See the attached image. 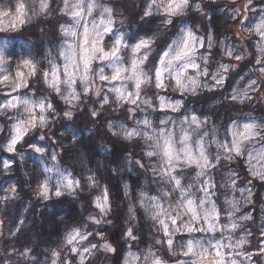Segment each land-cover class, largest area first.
Segmentation results:
<instances>
[{
  "label": "rangeland",
  "instance_id": "obj_1",
  "mask_svg": "<svg viewBox=\"0 0 264 264\" xmlns=\"http://www.w3.org/2000/svg\"><path fill=\"white\" fill-rule=\"evenodd\" d=\"M48 2L49 8L41 12V0H0V28L4 29L3 32H0V43L15 44V55L7 57L8 64L5 65L13 76L16 65L23 59H33L36 61V57L40 56V53L33 52V44L36 50H40L41 47L39 45L42 44V41H46L48 44L47 46L42 44L45 47L44 62L36 61L42 71H47L50 68L49 60L53 59L62 47H66L67 43L75 42V38L63 37L61 34V26H67L69 20V17L60 11L63 7V0H48ZM246 2L247 0H216V2H212V0H190V5L184 14L168 17L173 21L168 25L163 23L165 14L162 8L157 9L153 7L149 16L144 15L145 9L152 4V0H96L97 8L94 9L93 14L85 16L89 27H91L93 21L99 23L103 18L101 13L104 7L113 9L114 23L112 31L103 36V43L106 47H111L112 40L120 33H123L127 42L130 43H134L135 39L140 37L147 38L139 31L140 24L144 20L143 18L153 21L152 28L154 30L166 34L164 38L167 40L160 44L164 48L163 51L168 50L167 45L177 38L181 29L192 30L198 39L203 41V47L199 43L196 44V53L192 57L194 62L200 65L199 72L201 74L195 75L194 70H187L188 75L195 76L198 81L199 86L195 92L188 91L181 93L175 87L174 82L170 81L167 73L164 77L166 87L156 89L153 83L145 86L143 90V98L151 100L154 105L156 104V97L158 95L163 96L169 102L182 101V108L179 113H172L170 111L167 113L160 112L158 109L153 110V108H149L144 104H140L134 112H129L128 109L132 106L125 105L122 102L117 104L115 97L108 92V88L112 85L105 84L101 86L100 82L94 79V72L93 79L97 88L100 89L99 95L94 93L84 95L81 86L77 84L76 91L80 93L81 99L73 102L75 106L71 108L65 103L61 95L53 92L45 84L40 75L31 77L28 87L22 88L17 92H13L11 87L7 85H0V103H4L12 96H19L21 98L35 99L44 97L54 104L50 96L52 95L55 97V102L60 105L62 111L70 110L74 117L78 113L82 115L88 113L93 120L99 119L98 126L100 128V125H102L105 133L102 129L99 130L104 135V138L109 142L111 140L122 142L121 151L124 152V159H128V163L124 162L128 168L125 171L120 170L121 178H124L123 176L130 171L129 160L132 159L131 150H137L139 158L134 159V161L139 160L143 164V167L138 165L140 169L138 172H140L141 179L143 180L142 185L138 186L137 184L131 187L128 180L120 179L123 188L120 189L123 192V197L127 199L128 208L132 207L133 209L131 220L136 219L135 215L137 212L149 214L141 207V193H144L146 197L160 196L162 192H172L173 185L167 181V178L162 179L160 176L154 174L152 169L154 167L159 169L160 161L156 158L149 159L144 156V153L149 149L142 139L136 138L133 141H126L122 138L114 137L111 131H109L108 125L112 124L114 128L121 124L126 127H137L136 122L138 120L147 118L153 121L154 126L157 128L164 127L166 131L173 132L175 134L174 138L177 140L181 135V127L188 129L192 137L190 143L193 145L197 139L203 137L204 146L215 167L206 169L205 175L195 179V172L199 171V169H196L194 166L181 167L176 170L179 173V179H181L184 185H192L190 192L193 199L203 195L199 191L203 186L202 182H207L213 186L211 187L210 198L216 203L218 209H223L221 223L228 225L230 223L229 213H233L231 221L237 223L239 227L235 231L226 227L216 232L194 233L191 235L197 239L204 238L205 243L211 238L213 243L216 240H220L222 244L230 243L232 245H235L237 241L243 238L245 241L243 245L224 249L225 253H231V258L235 259L237 264H264V252H262L264 250V181L255 179L251 175L252 169L262 170V165H264V161H261L258 156V153L264 150V127L257 128V132L262 133V135L244 142L242 145L243 154L239 157H234L230 160L225 159V153L216 146L217 143L230 144L232 136L229 129H239L245 123H251L250 117L255 118L257 125H264V81L259 79L256 71L259 66L255 64L256 58L264 56V53L258 52V49L264 48V38H261L255 31H246V29H254V26L264 18V0H250L248 8L245 10L244 5ZM18 3L25 5V23L20 25L17 22L16 28L12 29L10 24L13 18L18 15L16 13ZM193 4L199 5V12L192 9ZM235 9H239L240 11L236 12L234 11ZM4 13H7V15H4ZM134 17H136L137 22L134 20ZM240 21L243 23L241 24ZM7 37H17V39L9 41ZM160 38L154 36L155 40L153 41L151 50H144L148 51L149 56L145 64V70L152 69L158 63V58L162 52L157 59L154 56L157 55L158 49L156 41ZM227 49H233L234 55H243L245 59L236 61L234 58H229L226 55ZM42 52L43 48L41 49ZM205 57L207 58L206 60ZM124 58H128L127 51L124 52ZM55 62L60 65L64 63L62 59H57ZM221 64H229L231 67L229 72L224 73V83L217 86L213 76L220 70L219 66ZM92 67L94 70L98 69L100 62L93 61ZM108 71V69H105L106 74ZM204 72H207L208 75H203ZM252 79H256L257 83L253 89H249L246 86ZM114 83L116 86H119V82ZM189 88H191V85H189ZM62 91L64 96H67L70 92L67 88H63ZM243 93H247V98L242 95ZM105 95L110 96V102L107 105H102V99ZM233 95H237L236 100L232 99ZM210 105L219 106V111L215 112L218 113L216 118L227 114H234L232 118L236 117L237 119L230 121L223 127L220 124V120L215 119L211 114L206 113L203 116L195 113V111L201 113L203 107L206 108ZM104 110L106 113H103ZM93 111L97 112L96 117L91 116ZM17 114L15 110L0 113V128L3 125L8 127L5 135L0 133V142H3L2 137L8 134L9 127L14 123V118ZM193 114L200 119L201 127L192 129L188 128L187 125L181 126L180 120L185 116ZM54 119L49 121V127L45 130L50 136L57 131L58 127L56 126H59L57 118ZM161 119L167 121V123L160 125ZM37 133L41 135L40 131L33 130L30 132L28 139L34 138ZM6 153L16 156L14 153ZM217 154L221 157L219 162L215 159ZM5 162L7 161L4 160L3 164ZM48 176L52 177L50 186L54 185L55 173H50ZM232 180L235 181L234 188L231 186ZM138 181L137 183H140ZM146 182L150 184V187L147 186ZM125 185H127V195L125 194ZM103 189H106V187H103ZM240 189H244L243 194H241ZM249 192L251 193V203L246 199ZM179 195V192H175L171 197L161 198L160 203L165 208H169L170 205L175 204ZM226 201L235 202L239 210L234 211ZM145 203H147V200H145ZM245 214H249L252 218L250 220L241 219ZM133 215L134 219L132 218ZM184 219H188V217L185 216ZM136 221L138 222L139 220L137 219ZM146 221L152 225L148 236L149 241L142 245L141 239L137 235H135V240L124 236L121 240L122 242H120V247L117 249L120 264H124L126 259L131 260V255L139 258L132 261V264H149V261L144 260L145 255L149 253L164 260L165 264H177L178 260H184L185 258L179 255L180 248L185 240L191 238V236L182 232L172 237L176 245V255L173 256L169 254L166 245L163 243L165 237L159 231V225L151 218ZM157 240L162 241V243L158 244ZM87 242L89 241H81L76 247L82 250L85 248L84 246ZM140 248L143 249L138 251L137 249ZM77 261L79 262V257Z\"/></svg>",
  "mask_w": 264,
  "mask_h": 264
},
{
  "label": "snow or ice",
  "instance_id": "obj_2",
  "mask_svg": "<svg viewBox=\"0 0 264 264\" xmlns=\"http://www.w3.org/2000/svg\"><path fill=\"white\" fill-rule=\"evenodd\" d=\"M248 3H250V0H247L245 3V10L248 8ZM189 5L190 0H152V4L145 9L144 15L149 16L153 7L157 9L162 8L165 14L163 23L168 25L173 22L168 17L184 14ZM48 8V0H41V12ZM96 8V0H63V7L60 11L68 16L69 20L67 26H61V34L63 37L75 38V42L67 43L66 47H62L58 51V54L49 60L50 68L47 71H42L35 60L23 59L16 65L13 76L5 65L8 64L6 58L15 55V44L0 43V85H7L11 87L13 92H17L22 88L28 87L31 77L40 75L45 84L53 92L61 95L65 103L71 108L75 106L73 102L81 99L80 93L76 91L77 84L81 86L84 95H91L93 93L99 95L100 89L97 88L94 82L95 79L100 82L101 86L105 84L112 85L108 88V92L115 97L117 104L122 102L125 105H131L132 107L128 109L129 112H134L140 104H144L149 108H153V110L158 109L160 112L167 113L170 111L172 113H179L182 108V101L169 102L163 96L158 95L156 97V104L154 105L151 100L143 98V90L145 86L153 83L156 89L166 87L164 77L167 73L170 81L174 82L175 87L181 93L188 91L195 92L199 86L198 81L195 76L188 75L187 70H194L195 75L201 74L199 72L200 65L195 63L192 57L196 53V44L199 43L203 47V41L199 40L192 30L181 29L177 38L167 45L168 50L163 51L159 56L158 63L152 69L145 70L146 61L149 59L148 51L151 50L155 34L147 38L140 37L135 39L134 43H130L127 42L125 35L120 33L112 40L111 47H106L103 43V36L112 31L114 23L113 9L104 7L101 13L103 18L99 23L93 21L91 27H89L85 16H91ZM24 9L25 5L23 3L17 4L16 13L18 15L11 21L10 27L12 29L16 28L17 22L20 25L25 23ZM234 11L239 12L240 10L235 9ZM4 15H7V13H4ZM240 23L242 24L243 22L240 21ZM3 31L4 29L0 28V32ZM246 31H255L261 38H264V18L254 26V29H246ZM7 39L14 41L17 37H7ZM126 51L128 52L127 59L124 58V52ZM142 52L143 54L141 55ZM258 52L264 53V48L258 49ZM226 55L229 58H234L236 61L245 59L243 55H234L233 49H227ZM57 59H62L64 63L62 65L56 63ZM93 61L100 62L98 69H93ZM255 64L259 66L256 69L259 79L264 81V56L256 58ZM230 67L229 64H221L219 66L220 70L213 76L217 86L224 83V73L229 72ZM105 69L109 70L107 74ZM203 75H208V73L204 72ZM114 82H119V86H116ZM256 83L257 80L252 79L246 87L253 89ZM189 85H191V88H189ZM63 88L70 90L67 96L63 95ZM242 95L247 98V93H243ZM232 99L236 100L237 95H233ZM109 102L110 96L105 95L102 99V105H107ZM13 110L18 114L14 118V123L10 125L8 134L2 137L3 142H0V150L17 154L23 159L26 154L24 149L27 148L31 152L39 154L41 161L48 159L52 162L57 161V153L55 151L49 154L46 147L36 146L28 139L30 132L33 130L41 132V135H39L40 141L47 139L45 130L49 127L50 119H54L53 113L56 112L55 105L44 97L35 99L21 98L19 96H12L4 103H0V113H7ZM91 116L96 117L97 112L93 111ZM62 117L65 120L71 121L73 113L70 110L63 111ZM249 119L252 122L245 123L242 128L229 129L232 136L230 144L217 143V148L225 153V159L230 160L241 156L243 154L242 145L244 142L262 135V133L257 132V128L264 127V125H257L255 118L250 117ZM136 123L137 127H126L121 124L114 128V125L109 124L108 128L112 136L126 141H133L136 138L142 139L149 149L144 153V156L149 159L156 158L160 161L159 169L155 167L152 169L154 174L160 176L162 179L167 178V181L173 185L172 192H162L160 196L146 197L144 193L140 194L141 207L159 225V231L165 237L163 243L166 245L169 254L176 255V245L172 237L177 233L183 232L189 234L191 238L186 239L181 246L179 255L185 259L178 260L177 264H237V261L231 258V253L226 254L224 249L240 247L245 243L243 238L237 241L235 245H232L230 243L222 244L220 240H216L213 243L211 238L205 243L204 238L197 239L191 235L194 233L216 232L226 227L235 231L239 227L237 223L231 221L233 213H229L230 223L228 225L221 223L223 209H218L216 203L210 198L211 187L213 186L207 182H202L203 186L199 191L203 195L193 199L190 192L192 185H184L181 179H179V173L176 171L178 168L194 166L196 169H199V171L195 172V179L205 175L206 169L215 167L204 146L203 137L197 139L193 145L190 143L192 137L187 128L181 127V135L177 140L174 138L175 134L173 132L166 131L164 127L157 128L154 126L153 121L147 118L138 120ZM166 123L167 121L160 120V125H165ZM180 124L181 126L187 125L188 128L192 129L201 127L200 119L194 114L185 116L180 120ZM3 132L4 129L0 128V133ZM258 156L261 161H264V150H261ZM12 158L14 159L15 156ZM220 158L219 154L215 157L217 162L220 161ZM134 164L143 167V164L139 160L134 161ZM3 168L9 169L10 164L5 162ZM43 172L45 174L55 173L54 185L50 186L52 177L45 175L38 182L37 188L34 190L35 195L44 201L49 200L52 196L61 197L65 193L70 195L75 194L76 190L81 187V181L76 180L71 172L66 173L56 163L45 167ZM251 175L255 179L264 181V165H262V170L252 169ZM87 181L90 189L98 186V182L93 176H88ZM231 186L235 187L234 180L231 181ZM7 191L15 193L16 188L11 186ZM240 191L243 194L244 189H240ZM175 192L180 193L179 198L175 204L170 205L169 208H165L160 203L161 198L171 197ZM125 194L127 195V185H125ZM250 197L251 193L249 192L248 197H246L249 203H251ZM10 198V196L6 195L0 199L6 201ZM145 200H147V203H145ZM92 203L101 216H106L111 210L107 189H102L100 195L93 198ZM226 203L230 204L234 211L239 210L235 202L226 201ZM128 211L130 214H133L132 207H129ZM185 216L188 219H184ZM251 218L249 214L241 217L243 220H250ZM88 219L93 224L101 223L100 219L92 216H89ZM90 235L92 234H82L79 226H73L65 233L64 245L69 246L71 253L79 257V264H85V256L91 254L97 247L108 253L116 251V248L104 240L102 235L100 237L102 242L99 245L92 244L91 247H85L82 250L76 247L81 241L88 240ZM124 236L131 240L136 239L132 227L126 229ZM157 243H162V241L157 240ZM29 251L30 249H26L24 255L27 256ZM51 255L53 257L51 264H57L61 253L54 250ZM138 259V257L131 255V260L126 259L124 264H132V261ZM144 260L149 261V264H165L164 260L152 256L151 253L145 255Z\"/></svg>",
  "mask_w": 264,
  "mask_h": 264
},
{
  "label": "trees",
  "instance_id": "obj_3",
  "mask_svg": "<svg viewBox=\"0 0 264 264\" xmlns=\"http://www.w3.org/2000/svg\"><path fill=\"white\" fill-rule=\"evenodd\" d=\"M143 19L139 31L145 37L153 36V34L156 37H161L156 41L158 49L154 58L157 59L164 50L160 44L167 40L164 38L166 34L154 30L152 20ZM134 20L137 22L136 17ZM41 43L44 46L48 45L46 41ZM42 44L39 45L40 50H36L33 44V52L40 53V56L36 57L37 62L45 60L43 56L45 47ZM42 48L43 52L41 53ZM50 96L56 107L53 117L57 118L59 123V126H56L58 127L57 131L51 136L47 134L45 141L39 140L38 133L30 141L36 146L46 147L49 154L55 151L57 161L52 162L50 159L41 161L39 154L26 148L23 159L17 154L13 159L12 155L0 150V198L6 195L11 197L6 201L0 199V222H2L0 223V264H6L8 260L18 261L19 264H51L53 259L51 253L54 250L61 253L57 264H79L78 257L71 253L69 246L64 245L65 233L73 226H79L82 234H92L84 247H90L92 244L99 245L102 242L100 239L102 235L104 240L116 248L115 252L108 253L97 247L85 257V264H120L117 249L120 247L126 229L132 227L135 235L141 239L142 245H144L149 241L148 236L152 227L146 221L150 219V215L144 212H137L136 219L131 220L127 199L123 197L121 190L123 188L120 179L128 180L131 187L137 184L141 186L143 183L142 176L138 172L140 169L138 165L134 164V159L139 158V153L135 149L131 150L130 171L123 176L124 178H121L120 170L125 171L128 168L124 164V162L128 163V159H124V152L121 151L122 142L107 141L100 133L99 129H102L103 126L100 125L99 128V119L93 120L88 113L84 115L78 113L75 117L73 116L74 119L71 121L63 119L60 105L55 102L54 96ZM218 108V105H210L206 108L203 107L201 113L196 111L195 113L203 116L206 113L211 114L212 117L220 120L223 127L237 119L236 117L232 118L234 114L216 118L218 113L215 112L219 111ZM103 113H106L105 110ZM229 118L231 119L228 121ZM50 120L52 121V119ZM2 128L4 129L2 134L5 135L8 127L3 125ZM102 131L105 133L104 129ZM4 160L10 164L9 169L3 168ZM52 163L58 164L65 172H71L76 180L81 181V187L76 190L75 194L65 193L61 197L52 196L49 200L44 201L35 195L34 190L37 188L38 182L45 175L50 174H45L43 169L51 166ZM88 176H93L100 187L90 189L87 181ZM146 184L150 187L149 183L146 182ZM11 186L16 188L15 193L7 191ZM103 187H106L110 197L111 210L106 216H101L92 203L93 198L100 195ZM89 216L100 219L101 223H91L88 219ZM107 221H111V223ZM26 249H30L29 258L20 257L18 254L25 252ZM142 249L137 250L141 251Z\"/></svg>",
  "mask_w": 264,
  "mask_h": 264
},
{
  "label": "clouds",
  "instance_id": "obj_4",
  "mask_svg": "<svg viewBox=\"0 0 264 264\" xmlns=\"http://www.w3.org/2000/svg\"><path fill=\"white\" fill-rule=\"evenodd\" d=\"M212 2H216V0H212ZM192 9H193L194 11H197V12L200 11V7H199L198 4H193V5H192ZM186 10H187V9H186ZM186 10H185V11H186ZM99 187H100V185L98 184V186H97L96 188H99ZM132 218L134 219V215H133ZM107 222H108V223H111V221H107ZM24 253H25V252H22V253H19L18 255H19L20 257L29 258L28 255L26 256V255H24ZM31 259H34V258H31ZM6 264H19V262H18V261H15V260H8V261H6Z\"/></svg>",
  "mask_w": 264,
  "mask_h": 264
}]
</instances>
